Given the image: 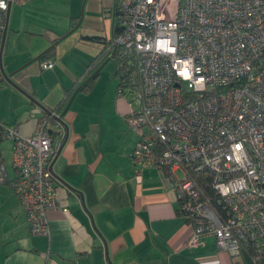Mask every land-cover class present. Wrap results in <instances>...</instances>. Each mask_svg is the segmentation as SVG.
Returning <instances> with one entry per match:
<instances>
[{
    "label": "built area",
    "instance_id": "2783aa9c",
    "mask_svg": "<svg viewBox=\"0 0 264 264\" xmlns=\"http://www.w3.org/2000/svg\"><path fill=\"white\" fill-rule=\"evenodd\" d=\"M0 8L1 50L9 0ZM114 42L139 63L141 86L127 117L138 140L132 163L157 166L193 227L188 247L214 236L233 257L264 258V0H122ZM113 53H110V57ZM43 69L52 58L42 59ZM60 128V114L52 112ZM42 110L31 135L0 123V184L8 182L33 234H49L48 213L66 209L51 169L59 144ZM13 142L10 178L1 143ZM182 171L181 174L179 171ZM194 174H209L223 206L203 198ZM140 180V175L138 176Z\"/></svg>",
    "mask_w": 264,
    "mask_h": 264
},
{
    "label": "crops",
    "instance_id": "0c3cea01",
    "mask_svg": "<svg viewBox=\"0 0 264 264\" xmlns=\"http://www.w3.org/2000/svg\"><path fill=\"white\" fill-rule=\"evenodd\" d=\"M118 1L12 0L1 63L13 83L0 80V121L31 135L40 106L55 108L71 93L52 166L66 209L48 213V235L33 234L12 186L0 184V264H257L249 250L237 257L220 250L211 235L186 245L193 227L171 178L157 166L132 163L138 136L113 58L102 63L92 87L79 90L113 37ZM52 45L46 58L55 65L43 69L41 56ZM8 141L9 163L2 148ZM12 147L10 139L1 143L10 178Z\"/></svg>",
    "mask_w": 264,
    "mask_h": 264
},
{
    "label": "trees",
    "instance_id": "16d2710c",
    "mask_svg": "<svg viewBox=\"0 0 264 264\" xmlns=\"http://www.w3.org/2000/svg\"><path fill=\"white\" fill-rule=\"evenodd\" d=\"M121 1L119 0L116 3L114 9V31L113 37L109 40L104 41V48L95 61L92 62L90 68L86 72L85 79H83V83L80 85L79 90H87L92 87L95 79L100 71V67L104 61L108 58H113L117 63V75L119 76V89L121 88L123 92L127 93L128 90H132L134 88H138L141 86V72L139 68V63L134 57L126 52L124 48L117 45L114 42V39L119 35L122 31V23H121ZM94 40H100V38H91ZM55 45H52L44 54H42L41 58L45 59L54 51ZM110 53L113 55L110 57ZM41 59V60H42ZM70 94H67V97L63 100L55 108H48L44 113L49 116L51 121V126L49 128L52 138L54 142H58L56 140L55 134L58 133V128L55 127L56 123H58L57 118L52 115V112L59 113L62 111L63 107L66 105L68 98H70ZM125 95V94H124ZM130 99V98H129ZM131 101V100H130ZM129 116V114H128ZM61 121V120H60ZM0 123H2L0 121ZM193 179L197 182L198 186L202 191L203 198L209 203L211 207H213L218 212L223 211V206L217 201V194L215 189L211 183V176L209 174H194L192 175ZM56 180V179H55ZM57 183V180H56ZM180 210V209H179ZM253 253V252H252ZM254 256V254H253ZM256 261V260H255ZM257 262V261H256ZM257 264H261L257 262Z\"/></svg>",
    "mask_w": 264,
    "mask_h": 264
},
{
    "label": "water",
    "instance_id": "95a60500",
    "mask_svg": "<svg viewBox=\"0 0 264 264\" xmlns=\"http://www.w3.org/2000/svg\"><path fill=\"white\" fill-rule=\"evenodd\" d=\"M11 3H12V0H9V7H8V12H7V18H8L9 8H10ZM6 27H7V23H6ZM6 27H5V31H4V35H3V43H2V50H1V53H2L3 48H4V40H5V35H6ZM1 67H2V71H3V79H6V80L12 82L10 76H9V75L3 70L2 63H1ZM12 83H13V82H12ZM38 106H40V105H38ZM40 107H41V110H43V111H46V110L48 109V108H45V107H42V106H40ZM67 108H68V107H67ZM67 108H66V110H67ZM66 110H65V111H66ZM60 120H61V117H60ZM59 152H60V149L58 150V153H59ZM54 161H55V158H54V160L52 161L51 169H52V166H53V164H54ZM52 171H53V169H52Z\"/></svg>",
    "mask_w": 264,
    "mask_h": 264
},
{
    "label": "rangeland",
    "instance_id": "374dc122",
    "mask_svg": "<svg viewBox=\"0 0 264 264\" xmlns=\"http://www.w3.org/2000/svg\"><path fill=\"white\" fill-rule=\"evenodd\" d=\"M9 143H6V142H4L3 144H2V148L3 149H5V156L7 157V159H8V163H9V159H10V147H11V142L10 141H8ZM181 170L179 171V173L181 174Z\"/></svg>",
    "mask_w": 264,
    "mask_h": 264
},
{
    "label": "clouds",
    "instance_id": "9594fccd",
    "mask_svg": "<svg viewBox=\"0 0 264 264\" xmlns=\"http://www.w3.org/2000/svg\"><path fill=\"white\" fill-rule=\"evenodd\" d=\"M5 7L3 0H0V8Z\"/></svg>",
    "mask_w": 264,
    "mask_h": 264
}]
</instances>
